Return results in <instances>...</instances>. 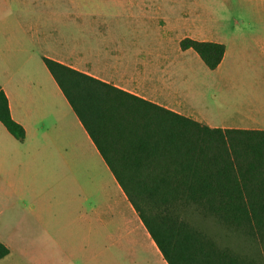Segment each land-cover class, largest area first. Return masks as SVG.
<instances>
[{
    "label": "crops",
    "instance_id": "crops-1",
    "mask_svg": "<svg viewBox=\"0 0 264 264\" xmlns=\"http://www.w3.org/2000/svg\"><path fill=\"white\" fill-rule=\"evenodd\" d=\"M21 25L0 26V90L24 130L19 142L0 123V243L9 249L0 264L14 252L28 264H167L42 58L214 129L264 131V74L205 76L187 97L185 77L172 74L146 44L106 40L105 31L88 25L64 47L56 34L38 30V48L17 44L10 64V41L25 34ZM251 41L264 54V38ZM222 45L216 70L228 55ZM113 136L99 145L117 156L110 148L126 145Z\"/></svg>",
    "mask_w": 264,
    "mask_h": 264
},
{
    "label": "trees",
    "instance_id": "trees-1",
    "mask_svg": "<svg viewBox=\"0 0 264 264\" xmlns=\"http://www.w3.org/2000/svg\"><path fill=\"white\" fill-rule=\"evenodd\" d=\"M179 49L194 52L209 71L225 52L220 43L191 38ZM42 62L167 264H264L223 246L190 218L198 211L264 243V131L209 128L55 61ZM0 123L23 141L1 90ZM112 134L126 145L110 148L117 156L99 145ZM8 254L0 243V260Z\"/></svg>",
    "mask_w": 264,
    "mask_h": 264
},
{
    "label": "rangeland",
    "instance_id": "rangeland-1",
    "mask_svg": "<svg viewBox=\"0 0 264 264\" xmlns=\"http://www.w3.org/2000/svg\"><path fill=\"white\" fill-rule=\"evenodd\" d=\"M16 21L22 23L25 34L20 40L15 37L10 41V64L16 59L12 49L17 44L26 50L38 48L32 39L38 30L46 37L56 34L58 44L64 47V41L71 42L69 39L77 42L78 28L88 25L89 31H105L106 40L134 39L146 44L154 58L170 63L172 74L185 77L190 86L183 89L187 97L194 96L193 87L205 76L264 74L262 47L251 41L264 38V0H0V26ZM185 37L225 44L228 55L222 66L209 71L193 52L181 53L179 42ZM97 39L90 33L89 42ZM96 196L90 195V202H97ZM100 198L101 194L97 200ZM190 213L193 223L215 241L264 263V243L228 229L198 211ZM7 259L4 264H28L15 252Z\"/></svg>",
    "mask_w": 264,
    "mask_h": 264
}]
</instances>
